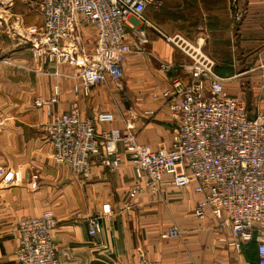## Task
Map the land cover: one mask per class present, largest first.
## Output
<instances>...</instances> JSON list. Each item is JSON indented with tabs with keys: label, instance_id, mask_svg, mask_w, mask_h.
<instances>
[{
	"label": "crops",
	"instance_id": "crops-1",
	"mask_svg": "<svg viewBox=\"0 0 264 264\" xmlns=\"http://www.w3.org/2000/svg\"><path fill=\"white\" fill-rule=\"evenodd\" d=\"M155 2L156 7L145 11L149 22L167 36L178 35L187 44L198 46L213 62L215 74L223 79L224 92L245 102L248 118L264 115V0H240L244 19L237 26L233 24L230 0ZM33 18L34 25L39 24L38 16ZM125 31L127 44L137 50L130 30ZM144 31L149 40L145 51L125 57L124 72H131L132 78L127 82L124 109L109 102L105 85L92 88L87 98L74 95L72 84L77 71L68 66L59 67V78L40 75L31 79L26 74L20 84L11 74L10 91L0 89V99L6 105L0 110L5 117V128L0 129V264H16L17 223L45 212L51 213L56 222L51 239L58 264L256 262L255 243L236 252L218 241L216 221L210 215L204 221L194 218L201 196L191 187L175 188L166 177L158 193L145 191L131 199L129 192L136 177L125 154L114 171L92 158L86 180L52 159V146L42 131L50 118L44 110L34 108L33 101L48 98L54 83L60 87V112L75 102L84 118L94 120L100 112L116 116L112 124L95 125L97 131L123 128V121L130 118L140 144L155 151L170 146L171 122L160 93L172 76L183 74L180 66L187 65L189 59L151 28L144 27ZM81 37L90 49L94 28L82 27ZM160 62L173 68L164 72ZM24 65L36 67L27 62ZM46 67L47 73L54 72L52 64ZM97 216L100 229L91 236L88 220ZM172 227L179 231L177 237L168 236Z\"/></svg>",
	"mask_w": 264,
	"mask_h": 264
},
{
	"label": "built area",
	"instance_id": "built-area-1",
	"mask_svg": "<svg viewBox=\"0 0 264 264\" xmlns=\"http://www.w3.org/2000/svg\"><path fill=\"white\" fill-rule=\"evenodd\" d=\"M156 3L28 0V7L39 18V24L28 29L23 16L9 15L16 28L25 33V38L20 36L32 53L54 66V72L46 75L61 77V66L75 69L72 92L85 98L92 88L109 80L119 84L125 57L143 53L149 44L144 27L151 28L189 59L187 65L180 66L183 74L172 76L160 93L168 110L172 136L170 146L157 151L137 141L130 118L123 121V128L97 131L95 125L112 124L116 116L100 112L94 120L84 118L75 102L60 112V87L54 83L48 98L37 97L33 101V107L44 110L50 118L42 131L52 146V159L86 180L92 158L114 171L119 167L120 156L125 154L136 177L129 198L145 191L158 193L166 177L175 188L191 187L201 196L194 218L204 221L210 215L216 221L218 241L236 252L255 243L257 260L253 264H264V115L248 118L245 102L224 92L223 79L215 74L213 62L198 46L187 44L178 35L167 36L149 22L145 11ZM230 9L234 26L240 25L244 19L240 0H230ZM87 26L95 30L90 49L81 37V28ZM125 29L135 38L137 50L127 44ZM159 68L168 72L173 66L160 62ZM55 225L49 212L20 220L16 225V264H58L51 239ZM88 227L89 235H95L100 229L99 217L89 219ZM178 235L175 227L168 232L170 237Z\"/></svg>",
	"mask_w": 264,
	"mask_h": 264
},
{
	"label": "rangeland",
	"instance_id": "rangeland-1",
	"mask_svg": "<svg viewBox=\"0 0 264 264\" xmlns=\"http://www.w3.org/2000/svg\"><path fill=\"white\" fill-rule=\"evenodd\" d=\"M9 1L12 3L11 6H9ZM28 5V0H0V89L4 88L5 93L10 91L11 79L9 76L11 74L15 77V83L20 84L21 77L23 78L26 74H30L31 79H33L40 77V75H46L48 72L46 65L49 64H45L44 60H39L40 58L32 53L30 45L20 36L23 35L25 38V33L16 28L12 17H9L11 13L23 16L25 29L30 28L36 23L33 18H36V14L30 10ZM6 10H10V12L7 14ZM174 22L172 23L174 24ZM25 62L35 65V69L24 65ZM130 78H132L131 72L125 71L119 84L113 82L105 84V88L109 92V102L115 108L118 106L124 109V102L128 101L125 95L127 93V82L131 80ZM3 104L0 99V110L6 108V105ZM0 122V129L3 130L5 128V117H2L1 113Z\"/></svg>",
	"mask_w": 264,
	"mask_h": 264
}]
</instances>
